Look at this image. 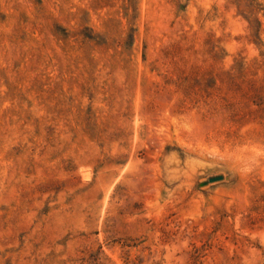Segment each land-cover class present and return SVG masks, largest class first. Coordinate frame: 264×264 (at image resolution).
Here are the masks:
<instances>
[{
    "label": "rangeland",
    "instance_id": "rangeland-1",
    "mask_svg": "<svg viewBox=\"0 0 264 264\" xmlns=\"http://www.w3.org/2000/svg\"><path fill=\"white\" fill-rule=\"evenodd\" d=\"M0 264H264V0H0Z\"/></svg>",
    "mask_w": 264,
    "mask_h": 264
},
{
    "label": "water",
    "instance_id": "water-1",
    "mask_svg": "<svg viewBox=\"0 0 264 264\" xmlns=\"http://www.w3.org/2000/svg\"><path fill=\"white\" fill-rule=\"evenodd\" d=\"M222 179V176H216V177H212L209 178L207 182H203L201 185H205L207 183H211V182H215V181H219Z\"/></svg>",
    "mask_w": 264,
    "mask_h": 264
}]
</instances>
